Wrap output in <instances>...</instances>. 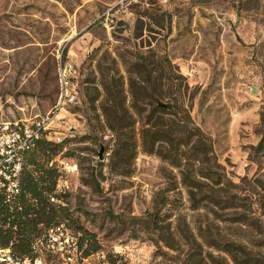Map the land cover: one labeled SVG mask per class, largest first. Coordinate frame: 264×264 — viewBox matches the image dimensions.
<instances>
[{
    "label": "rangeland",
    "instance_id": "374dc122",
    "mask_svg": "<svg viewBox=\"0 0 264 264\" xmlns=\"http://www.w3.org/2000/svg\"><path fill=\"white\" fill-rule=\"evenodd\" d=\"M149 49L162 61L161 100L177 96L211 137L232 182L219 193L238 206L194 208L177 168L154 153L114 165L104 82L113 77L128 104V66ZM60 58L72 67L67 96ZM36 120L58 147L50 164L77 163L58 195L76 248L49 256L43 242L44 264H237L208 242L264 264V0H0V125ZM193 240L200 254H189Z\"/></svg>",
    "mask_w": 264,
    "mask_h": 264
},
{
    "label": "trees",
    "instance_id": "16d2710c",
    "mask_svg": "<svg viewBox=\"0 0 264 264\" xmlns=\"http://www.w3.org/2000/svg\"><path fill=\"white\" fill-rule=\"evenodd\" d=\"M151 49L137 54L128 66L130 99L126 104L125 97L120 95V88L113 77L104 82L105 95L101 103L102 112L107 126L112 130L115 139L112 156L117 167L135 158L138 151L154 153L170 166L177 168L181 183L187 187L192 206L197 208L202 203L223 207H236L238 202L234 196L221 195L220 190H227L231 180L226 173L219 169L221 164L216 159L211 137L201 127L195 124L184 102L177 96L162 106L159 88L162 82L157 75L162 61L152 58ZM164 60V56H162ZM142 74L144 78L137 75ZM163 102V101H162ZM140 122L136 131V122ZM138 138V139H137ZM47 140L44 135L36 138L30 148L21 151L22 161L18 172L20 192L15 200L8 203L0 190V247L9 246L17 254L32 255L34 245L39 235L55 223L69 216L66 207L54 203L49 196L54 191L56 179L60 170L53 163L52 155L56 152V144ZM59 145V144H58ZM202 184L208 190L202 189ZM203 194L197 197V192ZM241 221L245 218L239 217ZM78 231L84 234L88 230L78 225ZM85 237L81 236L79 246L84 244ZM215 245L218 249L228 251L237 264L235 248L231 242ZM40 242H37L39 247ZM174 248L172 242H165ZM196 240L191 241L190 255L197 252ZM100 244L91 247L98 250ZM41 248V247H39ZM89 249L84 248V254ZM49 252V251H48ZM51 255L50 252L48 254ZM213 264H224L212 256Z\"/></svg>",
    "mask_w": 264,
    "mask_h": 264
},
{
    "label": "built area",
    "instance_id": "2783aa9c",
    "mask_svg": "<svg viewBox=\"0 0 264 264\" xmlns=\"http://www.w3.org/2000/svg\"><path fill=\"white\" fill-rule=\"evenodd\" d=\"M59 66L61 72L59 74V81L61 84V95L67 93L68 87L71 85V70L70 64L63 62L60 58ZM66 94L65 96H67ZM15 127L10 128L8 123L0 125V190L4 195V200L11 203L15 200L20 192L18 181V172L22 161L21 151L30 148L34 140L40 135L47 134L44 132L48 126L44 124V120H36L32 124L15 122ZM44 132V134H43ZM60 174L56 179L54 191L50 194L51 201L57 204H63L58 197L67 191L68 181L67 174L77 169V163L69 160H60L58 164ZM41 244L45 242L47 250L51 253L61 254L70 258L72 247L75 250L74 235L64 226L62 222L52 224L44 233L36 239ZM34 245L36 253L32 255L17 254L11 250L9 246L0 247V264H44L42 259L41 248Z\"/></svg>",
    "mask_w": 264,
    "mask_h": 264
},
{
    "label": "water",
    "instance_id": "95a60500",
    "mask_svg": "<svg viewBox=\"0 0 264 264\" xmlns=\"http://www.w3.org/2000/svg\"><path fill=\"white\" fill-rule=\"evenodd\" d=\"M158 103L160 104V105H162V106H166V103L165 102H162V101H158Z\"/></svg>",
    "mask_w": 264,
    "mask_h": 264
}]
</instances>
